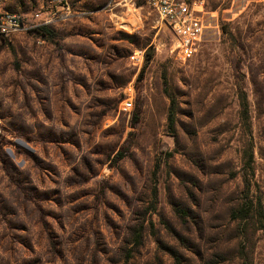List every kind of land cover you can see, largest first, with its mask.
I'll use <instances>...</instances> for the list:
<instances>
[{
	"label": "rangeland",
	"instance_id": "obj_1",
	"mask_svg": "<svg viewBox=\"0 0 264 264\" xmlns=\"http://www.w3.org/2000/svg\"><path fill=\"white\" fill-rule=\"evenodd\" d=\"M0 8L30 25L0 37V264H264V0H203L185 61L146 0Z\"/></svg>",
	"mask_w": 264,
	"mask_h": 264
},
{
	"label": "built area",
	"instance_id": "obj_2",
	"mask_svg": "<svg viewBox=\"0 0 264 264\" xmlns=\"http://www.w3.org/2000/svg\"><path fill=\"white\" fill-rule=\"evenodd\" d=\"M146 3L172 34L171 52L175 58L179 61L189 59L196 52L206 28L202 16L203 0H146ZM28 26L22 15L0 8V37L7 38ZM130 107V99L121 102L123 111Z\"/></svg>",
	"mask_w": 264,
	"mask_h": 264
},
{
	"label": "trees",
	"instance_id": "obj_3",
	"mask_svg": "<svg viewBox=\"0 0 264 264\" xmlns=\"http://www.w3.org/2000/svg\"><path fill=\"white\" fill-rule=\"evenodd\" d=\"M41 35H45L47 33V29L44 26H39L36 28ZM168 120L169 123L172 122V113H169L168 115ZM120 154V153H118ZM242 162H241V167L240 170L243 172V200L242 203L235 208L231 212V217L232 218H245L248 217L250 212H251V205L248 201H246L245 197L248 198V193L251 188V182L250 178L252 177V170H251V161H252V156L251 152L249 150H243L242 151ZM157 165L154 164L151 174H150V187H149V199L143 207V211L139 212L141 213V217L137 218L135 223L133 224L131 228V232L129 235V245L130 247L127 249V253H130L131 250H133L135 247H138L142 241V236H143V230L146 227V224L148 226H151V221L148 220V223H145V220L143 218L144 214L150 213L154 210L155 208V201H156V183H155V173H156ZM258 221V228H261L264 230V214L261 210L260 203L258 201V198H256L255 202V212H253Z\"/></svg>",
	"mask_w": 264,
	"mask_h": 264
}]
</instances>
